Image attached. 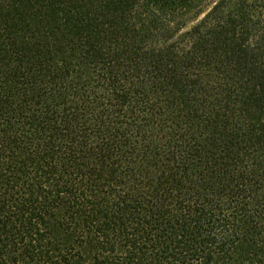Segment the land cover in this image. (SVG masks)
<instances>
[{"label":"trees","instance_id":"obj_1","mask_svg":"<svg viewBox=\"0 0 264 264\" xmlns=\"http://www.w3.org/2000/svg\"><path fill=\"white\" fill-rule=\"evenodd\" d=\"M0 264H264V0H0Z\"/></svg>","mask_w":264,"mask_h":264}]
</instances>
